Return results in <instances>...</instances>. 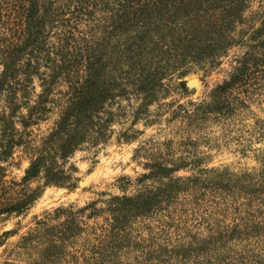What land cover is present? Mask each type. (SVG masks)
<instances>
[{
    "label": "rangeland",
    "instance_id": "374dc122",
    "mask_svg": "<svg viewBox=\"0 0 264 264\" xmlns=\"http://www.w3.org/2000/svg\"><path fill=\"white\" fill-rule=\"evenodd\" d=\"M247 5L215 58L187 62L181 75L170 70L146 101L116 89L119 96L100 114L103 138L55 159L62 183L44 184L41 173L25 185L40 189L31 207L0 216V264H242L241 256L252 264L245 251H264V31L249 35L260 27L264 0ZM106 49L105 79L116 60ZM249 52L253 63L236 89L213 100L212 91ZM120 77L117 83L130 88ZM193 77L197 86L187 87ZM33 86L30 102L40 92L37 79ZM53 88L55 103L44 117L23 128L22 107L14 118L23 139L1 163L2 200L23 187L13 183L58 119L67 87ZM154 164L175 170L154 176ZM138 195L154 197L150 209L126 222L124 232L113 231L111 198ZM231 230L232 240L225 237ZM177 246L188 251L185 258H176Z\"/></svg>",
    "mask_w": 264,
    "mask_h": 264
},
{
    "label": "trees",
    "instance_id": "16d2710c",
    "mask_svg": "<svg viewBox=\"0 0 264 264\" xmlns=\"http://www.w3.org/2000/svg\"><path fill=\"white\" fill-rule=\"evenodd\" d=\"M249 1L0 0V190L5 172L1 163L22 145L23 137L14 122L17 113L25 107L27 113L19 117L20 125L27 128L44 117L49 103H55L49 99L53 87L58 83L67 87L53 128L34 149L20 183H13L23 187L0 198V216L22 214L31 207L40 189L25 185L41 173L44 184L62 183L65 175L55 159L68 158L86 141L97 143L103 138L100 114L108 100L119 96L117 88L120 95L143 94L146 101L164 75L171 77L170 70L181 75L183 64L223 52L233 39L229 32L244 18ZM262 31L264 16L249 36ZM260 43L264 45V40ZM104 49L116 55L114 70L106 79ZM254 56L249 52L238 60L230 78L212 91L213 100L219 101L236 89ZM119 77L130 88L118 84ZM34 79L40 92L31 103ZM174 170L154 164L150 174L162 176ZM153 199L152 195L112 197L108 203L112 230L123 231L132 217L150 209ZM234 235L231 230L225 237L232 240ZM176 252L178 259L188 253L180 246ZM245 255L252 264H264V251L248 248ZM241 259L247 264L244 256Z\"/></svg>",
    "mask_w": 264,
    "mask_h": 264
},
{
    "label": "water",
    "instance_id": "95a60500",
    "mask_svg": "<svg viewBox=\"0 0 264 264\" xmlns=\"http://www.w3.org/2000/svg\"><path fill=\"white\" fill-rule=\"evenodd\" d=\"M197 84H198V79L196 77L190 78L189 80L186 81L187 87H191V86L195 87L197 86ZM81 184H85V181H82Z\"/></svg>",
    "mask_w": 264,
    "mask_h": 264
},
{
    "label": "bare ground",
    "instance_id": "6f19581e",
    "mask_svg": "<svg viewBox=\"0 0 264 264\" xmlns=\"http://www.w3.org/2000/svg\"><path fill=\"white\" fill-rule=\"evenodd\" d=\"M197 82V81H196Z\"/></svg>",
    "mask_w": 264,
    "mask_h": 264
}]
</instances>
